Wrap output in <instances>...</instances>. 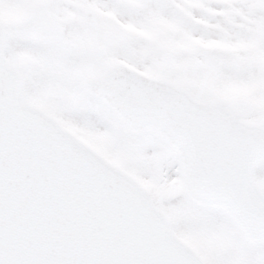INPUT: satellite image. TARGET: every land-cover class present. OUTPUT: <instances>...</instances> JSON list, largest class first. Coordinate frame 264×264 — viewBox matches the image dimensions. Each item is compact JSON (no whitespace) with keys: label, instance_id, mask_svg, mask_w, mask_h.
<instances>
[{"label":"snow or ice","instance_id":"snow-or-ice-1","mask_svg":"<svg viewBox=\"0 0 264 264\" xmlns=\"http://www.w3.org/2000/svg\"><path fill=\"white\" fill-rule=\"evenodd\" d=\"M0 264H264V0H0Z\"/></svg>","mask_w":264,"mask_h":264}]
</instances>
